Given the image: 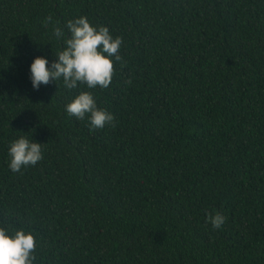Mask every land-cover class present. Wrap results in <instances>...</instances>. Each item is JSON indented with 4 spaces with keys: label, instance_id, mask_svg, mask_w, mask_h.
I'll list each match as a JSON object with an SVG mask.
<instances>
[{
    "label": "trees",
    "instance_id": "1",
    "mask_svg": "<svg viewBox=\"0 0 264 264\" xmlns=\"http://www.w3.org/2000/svg\"><path fill=\"white\" fill-rule=\"evenodd\" d=\"M0 264H264V0H0Z\"/></svg>",
    "mask_w": 264,
    "mask_h": 264
}]
</instances>
